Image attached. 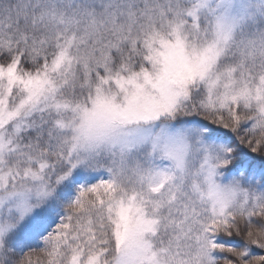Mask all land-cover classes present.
Here are the masks:
<instances>
[{
	"label": "snow or ice",
	"instance_id": "6c2138e0",
	"mask_svg": "<svg viewBox=\"0 0 264 264\" xmlns=\"http://www.w3.org/2000/svg\"><path fill=\"white\" fill-rule=\"evenodd\" d=\"M0 264H264V0H0Z\"/></svg>",
	"mask_w": 264,
	"mask_h": 264
}]
</instances>
